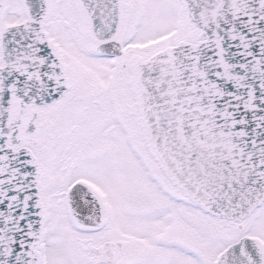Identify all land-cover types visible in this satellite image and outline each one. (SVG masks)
Instances as JSON below:
<instances>
[{"label": "snow or ice", "instance_id": "1", "mask_svg": "<svg viewBox=\"0 0 264 264\" xmlns=\"http://www.w3.org/2000/svg\"><path fill=\"white\" fill-rule=\"evenodd\" d=\"M0 264H264V0H0Z\"/></svg>", "mask_w": 264, "mask_h": 264}]
</instances>
